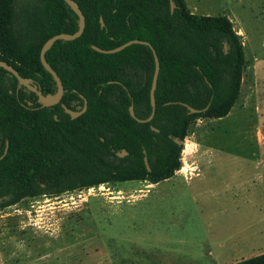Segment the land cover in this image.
Instances as JSON below:
<instances>
[{
	"label": "trees",
	"instance_id": "1",
	"mask_svg": "<svg viewBox=\"0 0 264 264\" xmlns=\"http://www.w3.org/2000/svg\"><path fill=\"white\" fill-rule=\"evenodd\" d=\"M71 1L84 18L81 35L54 41L43 55L62 85L59 103L43 108L14 77L9 86L0 81V208L108 183L167 180L180 167L190 123L221 119L237 100L244 58L227 18L191 14L183 0ZM77 26L62 0H0V62L43 96L54 95L39 51ZM131 40L147 45L106 55L91 49ZM153 54L154 112L137 123L128 107L137 119L150 114ZM83 100L75 119L60 107L75 111ZM233 264H264V253Z\"/></svg>",
	"mask_w": 264,
	"mask_h": 264
},
{
	"label": "rangeland",
	"instance_id": "2",
	"mask_svg": "<svg viewBox=\"0 0 264 264\" xmlns=\"http://www.w3.org/2000/svg\"><path fill=\"white\" fill-rule=\"evenodd\" d=\"M183 1L191 14L227 18L239 37L228 114L192 121L180 167L156 186L114 182L0 208V264H233L264 253L263 192L222 187L254 180L250 159L264 161V0Z\"/></svg>",
	"mask_w": 264,
	"mask_h": 264
},
{
	"label": "water",
	"instance_id": "3",
	"mask_svg": "<svg viewBox=\"0 0 264 264\" xmlns=\"http://www.w3.org/2000/svg\"><path fill=\"white\" fill-rule=\"evenodd\" d=\"M62 1L66 5H68V7L71 9V11L76 15V17L78 19L77 30L73 34H57V35L52 36L42 45V47L39 51V55H38L40 65L52 77V79L55 82L56 93L54 95L43 96L41 94V92L38 89L32 87L28 83V81L20 78L18 76L17 72L11 66L5 64L4 62H0V68L3 69L4 71L8 72L12 77H14V79L17 81V84L20 87L26 89L28 92L34 93L36 96L37 103L40 104V106L43 108H49V107H52L55 104H57V102L60 100L61 95H62V85L60 83V80L58 79V77L56 76L54 71L51 70V68L44 61V58H43L44 52L48 49V47L54 41H57V40L72 41V40L78 38L81 35L83 28H84V18L82 16V14L80 13V11L78 10L76 4L74 2H72L71 0H62ZM171 10H172V7L170 6V12H171ZM99 25H100V28L103 27V23H102L101 19H99ZM131 44L147 45L144 42H140L137 40H131V41H128V42H126V43H124V44H122V45H120L114 49H110V50H102V49H99L95 46H91V49L97 53L106 55V54L117 53V52L121 51L122 49L126 48L127 46H129ZM153 61H154V69H153L149 93H148L149 105H150L149 116L146 119H137L134 116L132 106L128 107V114H129L130 118L133 119L134 121H136L137 123H148V122H150V120L153 116L154 107H155L153 93L155 90L156 79H157V74H158V62H157V59H156L154 54H153ZM50 97L52 99H50ZM85 108H86V102H85V100H83L82 108L79 111H72V110H68V109L64 108V113L67 114L70 119H75L76 117L80 116L85 111ZM151 130L156 131L153 128H151Z\"/></svg>",
	"mask_w": 264,
	"mask_h": 264
},
{
	"label": "crops",
	"instance_id": "4",
	"mask_svg": "<svg viewBox=\"0 0 264 264\" xmlns=\"http://www.w3.org/2000/svg\"><path fill=\"white\" fill-rule=\"evenodd\" d=\"M253 159V161H252ZM236 160H240V159H236ZM246 160V159H245ZM244 162H247V160ZM251 163H253L255 165V168L256 170H260L261 173L259 174H254V180H252L250 177L246 178L244 181H241L239 183H236V182H231L229 184H224L222 187H223V190H236L238 193H248L249 190L253 187L255 188V191H259L260 192H263V196H264V161H262V159H260L259 157H255V158H251L250 159ZM259 162V163H258ZM198 175V174H197ZM196 175V176H197ZM195 176V177H196ZM252 177V176H251ZM253 183V184H252ZM158 184V183H157ZM156 186V184H154ZM155 189V187H154ZM245 195H243L244 197ZM243 199V198H242ZM244 199H247L244 198ZM264 201V199H263ZM247 202V200H246ZM264 207V202L262 204L259 205V208L262 209ZM226 241V240H225ZM220 243V241L217 242V244ZM215 255H213L214 257ZM212 258V257H211Z\"/></svg>",
	"mask_w": 264,
	"mask_h": 264
},
{
	"label": "flooded vegetation",
	"instance_id": "5",
	"mask_svg": "<svg viewBox=\"0 0 264 264\" xmlns=\"http://www.w3.org/2000/svg\"><path fill=\"white\" fill-rule=\"evenodd\" d=\"M0 69H1V68H0ZM2 70H3V69H2ZM3 71H4V70H3ZM4 72H6V71H4ZM6 74L10 75L8 72H6ZM10 76H11V75H10ZM58 103H59V102H57V104H58ZM55 105H56V104H55ZM60 107H61L62 111L64 112V108H65V107H64L62 104L60 105ZM76 107H78V106H76ZM76 107H75V108H76ZM81 108H82V107H81ZM81 108L78 107V110L75 109V111H79Z\"/></svg>",
	"mask_w": 264,
	"mask_h": 264
},
{
	"label": "bare ground",
	"instance_id": "6",
	"mask_svg": "<svg viewBox=\"0 0 264 264\" xmlns=\"http://www.w3.org/2000/svg\"><path fill=\"white\" fill-rule=\"evenodd\" d=\"M50 99H52L51 97H50ZM186 147H189L187 144H186ZM187 149V148H186Z\"/></svg>",
	"mask_w": 264,
	"mask_h": 264
}]
</instances>
